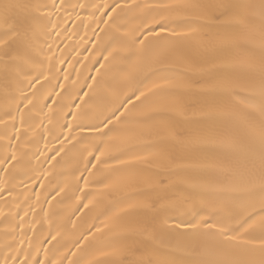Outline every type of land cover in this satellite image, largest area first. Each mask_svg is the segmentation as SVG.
<instances>
[{
    "label": "snow or ice",
    "instance_id": "1",
    "mask_svg": "<svg viewBox=\"0 0 264 264\" xmlns=\"http://www.w3.org/2000/svg\"><path fill=\"white\" fill-rule=\"evenodd\" d=\"M0 149V264H264V0H0Z\"/></svg>",
    "mask_w": 264,
    "mask_h": 264
},
{
    "label": "bare ground",
    "instance_id": "2",
    "mask_svg": "<svg viewBox=\"0 0 264 264\" xmlns=\"http://www.w3.org/2000/svg\"><path fill=\"white\" fill-rule=\"evenodd\" d=\"M81 31H83V29H81ZM77 67H79V65H77ZM93 71H95V70L93 69ZM73 76H75V73H73ZM85 90H87V86H85ZM83 94L84 93H81V95H83ZM49 103H51V101H49ZM77 103H80V101H77ZM88 103H89V105H93L95 107H100V106H103L104 104H106L107 101L103 97H99L98 96V97L94 98L93 100L89 101ZM73 108H75V105H73ZM89 115H90V113H89ZM70 118L71 117H69V119ZM50 146H53V145H50ZM35 147H39V148L43 149L44 148V140L41 139L39 141V144L38 145H34L33 146L34 149H35ZM2 155H3V150L0 149V158H2ZM70 155H71V153H70ZM91 159L94 161L95 160V157L93 156V157H91ZM69 163H71V161H69ZM88 167H91V164H89ZM85 175H87V173H85ZM2 176H3V172L0 171V177H2ZM22 179H25V177L17 176L16 179H15V181H13V183L19 184V182ZM81 185H83V182L82 181H81ZM23 187H24L23 185H20V187L17 188V194H19L21 198H23V196H24V192L22 191ZM36 187L38 188L39 185H37ZM65 203H68V201H66ZM85 203H87L86 200H85ZM45 207H47V205H45ZM79 207L80 208H83L84 205L83 204H80ZM95 211H96L95 209H93L92 211H87L86 210L85 213H82L81 214L82 219H79V223L83 224L84 226H86L87 224L91 223L92 222V219H93V216L95 215ZM73 219H78V217H73ZM101 219H103V218H101ZM97 225L99 226V221H97Z\"/></svg>",
    "mask_w": 264,
    "mask_h": 264
}]
</instances>
